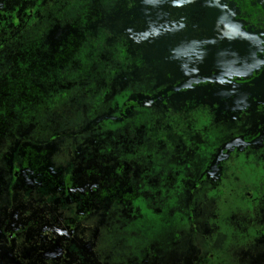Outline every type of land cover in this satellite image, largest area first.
I'll return each mask as SVG.
<instances>
[{"label":"flooded vegetation","instance_id":"af4514ba","mask_svg":"<svg viewBox=\"0 0 264 264\" xmlns=\"http://www.w3.org/2000/svg\"><path fill=\"white\" fill-rule=\"evenodd\" d=\"M58 2L0 0V35L15 39L25 26L42 25L46 18L42 14ZM178 3H83L73 17L55 15L53 24L41 30L45 31L42 38L49 35V53L41 65L51 76L41 78L40 67L34 73L33 66L26 62L15 65L12 59L1 66L0 113L4 101L13 109L39 98L49 97L58 103L75 93L70 87L81 80L83 99L94 103L96 115L89 118L86 113L83 126L73 134L68 126L62 128L65 133L51 134L50 138L68 137L65 146L53 142V151L43 142L17 143L13 160H19L18 169L7 172L3 167L2 177L15 179L19 168L28 177L25 184L11 188L6 182L8 197L22 196L23 201L42 195L45 205L13 207L14 202L6 201L0 210V264H67L69 260L73 264H104L90 251V235L85 229L78 231V224L91 215L114 212L118 217L127 211L136 213L137 205L140 209L151 203L156 206L160 200L154 202L153 197L164 192L168 199V185L184 180L177 198L191 203L188 217L197 222L193 231L206 237L203 264H230L226 245L231 241L250 247L246 264L256 263V245L259 251L264 250V0H219L221 14L240 24L243 34L224 43L234 47L221 54L230 68L201 76L191 67L196 41L190 33L200 36L193 26L189 33L184 30L185 41L178 39L179 43L171 46L169 38L162 36L164 29L155 32L142 24V17L157 5L161 13L163 6L170 4L168 18L178 15ZM95 10L100 12L98 18L105 14L114 17L117 29L97 27ZM92 22L95 25L90 27ZM175 22L168 26L176 29ZM0 42V48L4 47L1 38ZM106 46H112L107 51L109 58L98 55L106 52ZM75 57L72 73L69 69L66 73ZM89 64L93 66L90 74L95 79L98 75L96 85L90 83L97 86L93 94L82 84L83 78L90 76L83 74ZM119 76L122 83L116 79ZM39 79L70 87L52 95V89L43 90L37 84ZM223 89L227 90L224 95L211 96L210 90ZM153 104L157 106L151 112L148 108ZM198 145H206L207 150L200 152ZM7 149L6 135L1 133L0 151ZM58 151L64 157L58 156ZM4 155L0 153V160L7 166ZM193 191L196 195L190 201ZM12 208L20 218L28 214L32 218L11 223ZM33 229H40L38 241L26 233ZM36 247L48 252L38 263L29 258ZM135 262L142 264L140 258L112 264Z\"/></svg>","mask_w":264,"mask_h":264},{"label":"rangeland","instance_id":"374dc122","mask_svg":"<svg viewBox=\"0 0 264 264\" xmlns=\"http://www.w3.org/2000/svg\"><path fill=\"white\" fill-rule=\"evenodd\" d=\"M94 1L96 0H59L57 4L47 8L42 14V16L45 15L46 17L45 20L42 21V25L38 26L40 22H36L35 24L31 23L29 26H25L22 29L23 32L15 39L2 37L0 35L1 40L5 44L4 47L0 48V71L1 66L6 64L8 59H12L15 65L26 62L29 66H33L34 73H37V69L40 67L41 78L51 76V71H49L48 68L43 69L41 65L43 64L42 61L45 60V57L47 58V54L49 53L46 43L49 35L42 38L45 31L41 32V30H47V27L53 24L55 15L66 14L69 17H73L75 15L74 13L81 9L83 3L88 5L89 3H94ZM146 3L147 2H144L142 4ZM84 4L83 7L85 6ZM169 5H167V7L163 6L164 8L161 9V13L158 11V5L151 9L150 15L145 14L146 16L144 15L142 17V24H147L149 26L147 29L155 32L164 29L162 36L169 38V44L171 46L177 45L179 43L178 39L185 41L186 33H189L192 28L191 26H193L197 32L200 33V36L197 38L190 33L196 41L195 50L193 51L194 59L191 61V67L198 70L197 74L199 76L211 71L225 68L229 69L230 65L228 60L224 59L221 54L232 52L234 47L224 43L229 40H234L235 36L239 37V33L243 34V32L240 24L231 21L224 13L221 14L220 9L223 10V6L219 4V0H179L178 15L171 14L170 17L172 19L168 18L170 14ZM48 11H50L49 15ZM94 12L97 27H106V25H108L111 29H117L116 24L113 25V22L116 21L114 17L103 14V17L100 16V18H98L100 12L96 10ZM179 17H181V20H178ZM175 21H177V23ZM170 22H175L176 29H172L168 26ZM178 22L182 24L183 28ZM94 25L95 22L89 23L90 27ZM221 44H223V46H221ZM112 46H106V49H104L106 52L104 54L99 53L98 55L109 58L107 51ZM238 50L241 51L242 49L238 47ZM73 59L74 60H71L68 64L66 73L68 69L69 73L71 72V66H74L72 61L76 62L77 60L76 57ZM81 64L83 65V61ZM92 68V64H89L87 69L83 71L84 77L90 74ZM233 68L234 66L231 67V69ZM95 76L98 78V75ZM97 78L95 79L92 74L83 78L82 84L84 86L87 85L86 90L90 91L91 94L97 89V86H95ZM116 79L119 83L123 82L120 76ZM92 81L95 83L94 86L90 85ZM37 84L41 86L43 90L52 89V95L55 91L59 92L62 89L70 87H60L58 86L59 82L56 80L52 82L51 80L39 79ZM80 86L81 80L78 81L76 87H70L75 93L68 95L65 100L63 99L58 103H53L49 97L39 98L35 102L25 101L21 106L17 104L13 109L12 107L9 108L6 106H9V103H6V101L3 102V110L0 113V134L4 133L6 135L8 149L0 151V153L2 155L6 153L3 158L8 161V165L4 166V161L0 160V210L4 207L7 200L12 203L14 202L12 205L13 207L36 208L45 205L42 195H34L29 199L25 198L23 201H21L23 198L22 196L20 199H15L16 196L9 198L8 186L6 185L9 184L11 188L21 183L25 184L28 173L19 168L15 179L9 176H7L8 179H5L2 177V170L3 167L6 168L7 172H11L13 168L18 169L19 160H13V158L19 141L29 142L31 144L43 142L46 148L53 151V142L56 144L60 142L61 144L59 145L65 146L66 144L63 143V141H66L68 137H66V135L60 138H57V136L50 138L49 136L51 134L60 132L65 133L62 128H66L67 126L70 127L67 130L73 131L71 132L73 134L79 131L80 126H83L85 122V120L83 121V116L86 113L89 118L96 115L93 113L95 110V107H93L94 103H85ZM230 88L232 89V87H226V89ZM199 89L203 88L200 87ZM236 89L239 90V88ZM226 91L227 90L224 89L217 90V92L210 90V93L211 96L216 93L224 95ZM55 105L58 106L56 107ZM156 106L157 104H153L149 106L148 109L152 112L151 109L156 108ZM198 150L200 152L205 151L207 150V146L198 145ZM77 151L74 152V154L78 155L79 153ZM62 155V152L58 154V156ZM11 162H13V166L10 167ZM193 172H195V170H193ZM185 175L186 173L182 177ZM175 179H179L178 175H175ZM184 181H174L168 185L171 195L168 199L163 195L164 192L162 191V195L159 194L153 197L154 202L157 200L161 201L157 202L156 206L151 203L149 207H142L140 209L139 205H137L135 209L136 213L127 211L125 213H119L118 217H116L114 212L110 214L102 213L99 214V216L91 215L82 221L81 224H78L77 229L81 233H83V229H85L86 233L90 235L87 241H92L93 243L90 251H93V254L95 256L97 255L104 264H112L114 262H123L128 259L134 260L138 258L141 259L142 264H203V253L206 250L203 239L205 240L206 237L204 235L201 237L200 233L193 231V225L197 222L196 219L193 222L189 218L190 215L188 217V210L191 207V203H187V199H178L181 195ZM6 182L8 183L6 184ZM139 186H142V184L139 183ZM203 188L204 186L197 189V195L201 194ZM161 189L167 191L166 187H161ZM146 193H150V191L147 190ZM194 195H196L194 191L189 193L190 201L193 200ZM11 215V223L16 222L17 218L20 220L24 219L25 222L27 219L32 218L31 214L25 215L24 218H20L17 216V212L14 209L11 211ZM89 231H92L93 234ZM227 231L230 232V228H227ZM26 233H29L34 241L39 240L38 235L40 229H33L31 232L28 231ZM14 247L16 248V241H14ZM259 248L260 247L256 245L255 253L257 261L255 264H264V250L259 251ZM1 249L0 246V250ZM209 250H211V248H209ZM18 251H21V249L19 248ZM249 251L250 247L242 248L241 243L237 244L231 241L226 245V252L229 254L230 264H246L247 259L245 258ZM47 254L48 252L45 249L36 247L34 255L29 258L34 263H38L39 260L44 258ZM237 255L240 257L236 258ZM67 264H73V260H69ZM134 264L138 263L135 262Z\"/></svg>","mask_w":264,"mask_h":264}]
</instances>
